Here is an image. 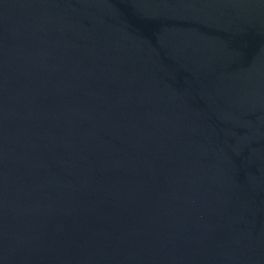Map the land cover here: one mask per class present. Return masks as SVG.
I'll return each mask as SVG.
<instances>
[{"label":"water","instance_id":"1","mask_svg":"<svg viewBox=\"0 0 264 264\" xmlns=\"http://www.w3.org/2000/svg\"><path fill=\"white\" fill-rule=\"evenodd\" d=\"M0 264H264V0H0Z\"/></svg>","mask_w":264,"mask_h":264}]
</instances>
